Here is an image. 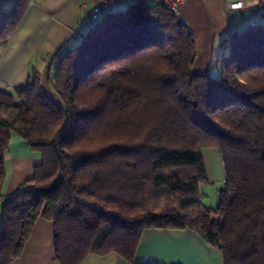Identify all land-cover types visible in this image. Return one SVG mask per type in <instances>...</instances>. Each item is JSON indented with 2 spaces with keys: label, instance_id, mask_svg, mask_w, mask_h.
Segmentation results:
<instances>
[{
  "label": "trees",
  "instance_id": "16d2710c",
  "mask_svg": "<svg viewBox=\"0 0 264 264\" xmlns=\"http://www.w3.org/2000/svg\"><path fill=\"white\" fill-rule=\"evenodd\" d=\"M30 2L0 5V44ZM179 19L130 3L56 57L55 98L35 70L26 88L0 91V264L21 256L40 214L54 224L57 264L110 254L133 264L149 228L195 231L224 264H264V23L228 38L218 79L192 74L196 42ZM13 133L42 164L5 197ZM205 149L219 151L226 182L202 230Z\"/></svg>",
  "mask_w": 264,
  "mask_h": 264
},
{
  "label": "crops",
  "instance_id": "0c3cea01",
  "mask_svg": "<svg viewBox=\"0 0 264 264\" xmlns=\"http://www.w3.org/2000/svg\"><path fill=\"white\" fill-rule=\"evenodd\" d=\"M231 1L185 0L179 6L177 15L184 19L196 42L197 55L191 70L194 76L210 75L216 51L220 54L223 41L240 32L239 14L246 10H264V2L258 6L260 3L245 0L246 9L233 12L229 9ZM81 5L82 0H31L13 35L6 43L0 44V91L26 88L35 70L41 74L46 94L56 97L48 84L49 72L56 66V57L79 42L80 36L75 37L74 32L81 19ZM118 6L113 12L121 11ZM92 7L93 2H90L89 8ZM84 32L85 29H80L77 34ZM41 164L42 155L13 133L5 156L6 174L2 189L5 197L33 179ZM2 206L3 203L0 204V224ZM209 225L211 222L201 225V229ZM54 238V224L40 214L21 256L13 264H57ZM82 264L132 263L110 254L103 257L90 255ZM133 264H224V258L195 231L149 228L142 234Z\"/></svg>",
  "mask_w": 264,
  "mask_h": 264
},
{
  "label": "rangeland",
  "instance_id": "374dc122",
  "mask_svg": "<svg viewBox=\"0 0 264 264\" xmlns=\"http://www.w3.org/2000/svg\"><path fill=\"white\" fill-rule=\"evenodd\" d=\"M12 3L13 0H0V5L4 8H10ZM145 3L147 5L153 4L152 1L149 0H146ZM261 4L262 3L258 4V6H261ZM127 6L128 4H123L118 6L117 8L118 10L123 11L127 8ZM239 17L241 24L239 30L241 31L243 28L255 24L257 22L261 24L264 23V10H246L242 14H239ZM223 42L225 44L222 45V49L220 48L221 53L218 54L220 51H216L214 55L213 65L209 73L210 76L218 79L222 78V56L225 57L229 54L228 39ZM202 154L207 169L208 182L200 183L198 185V196L200 199L201 206L203 208V214L201 219L204 224L201 223V225L205 226L209 222H211V224H214L219 218L218 208L221 202V192L225 187L226 174L219 151L215 149H205L202 151Z\"/></svg>",
  "mask_w": 264,
  "mask_h": 264
},
{
  "label": "built area",
  "instance_id": "2783aa9c",
  "mask_svg": "<svg viewBox=\"0 0 264 264\" xmlns=\"http://www.w3.org/2000/svg\"><path fill=\"white\" fill-rule=\"evenodd\" d=\"M146 0H82V14L81 19L77 25V30L74 34L78 33L80 29H90L93 27L103 16L113 12V9L121 4H128L134 2H145ZM153 4H161L171 12L177 14L179 6L185 0H149ZM255 3L264 2V0H253ZM93 2V7L89 8V3ZM247 3L245 0H232L229 3V9L233 12H239L246 9Z\"/></svg>",
  "mask_w": 264,
  "mask_h": 264
},
{
  "label": "water",
  "instance_id": "95a60500",
  "mask_svg": "<svg viewBox=\"0 0 264 264\" xmlns=\"http://www.w3.org/2000/svg\"><path fill=\"white\" fill-rule=\"evenodd\" d=\"M179 21H180V22H184V19H183V18H180Z\"/></svg>",
  "mask_w": 264,
  "mask_h": 264
}]
</instances>
